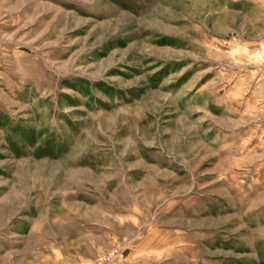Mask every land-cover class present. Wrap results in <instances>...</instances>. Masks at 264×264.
<instances>
[{"label":"rangeland","instance_id":"1","mask_svg":"<svg viewBox=\"0 0 264 264\" xmlns=\"http://www.w3.org/2000/svg\"><path fill=\"white\" fill-rule=\"evenodd\" d=\"M255 228L264 0H0V264H264Z\"/></svg>","mask_w":264,"mask_h":264},{"label":"crops","instance_id":"2","mask_svg":"<svg viewBox=\"0 0 264 264\" xmlns=\"http://www.w3.org/2000/svg\"><path fill=\"white\" fill-rule=\"evenodd\" d=\"M183 210L185 211V209H183ZM262 223H263L262 221H259V224H262ZM255 229H251L249 232V240L254 242L253 244H255L256 242L257 243L262 242L264 240V230L263 231L260 230V232H259L257 229H256L257 231H255ZM189 237H190V242L192 240H194V239H192L191 236H189ZM65 252H66V255H67V253H69V255H68L69 257L67 256L66 259H71V262H74V263L78 262L77 259L81 258V257L77 256V251H75V250H69V251L65 250ZM59 263H60V261H59Z\"/></svg>","mask_w":264,"mask_h":264},{"label":"built area","instance_id":"3","mask_svg":"<svg viewBox=\"0 0 264 264\" xmlns=\"http://www.w3.org/2000/svg\"><path fill=\"white\" fill-rule=\"evenodd\" d=\"M106 260H107V258L105 256L99 257L98 260H97V264H101V263H103Z\"/></svg>","mask_w":264,"mask_h":264}]
</instances>
